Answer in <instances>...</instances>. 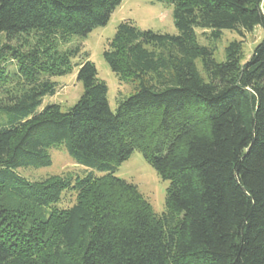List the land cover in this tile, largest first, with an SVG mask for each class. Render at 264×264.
<instances>
[{"label": "trees", "instance_id": "16d2710c", "mask_svg": "<svg viewBox=\"0 0 264 264\" xmlns=\"http://www.w3.org/2000/svg\"><path fill=\"white\" fill-rule=\"evenodd\" d=\"M122 1L0 0V264H264V37L247 61L234 41L217 62L196 35L264 30V0H152L173 6L176 35L120 23L103 58L132 93L113 112L68 43ZM73 66L77 102L43 106ZM60 148L101 175L19 173ZM134 152L168 182L160 215L114 176Z\"/></svg>", "mask_w": 264, "mask_h": 264}, {"label": "rangeland", "instance_id": "374dc122", "mask_svg": "<svg viewBox=\"0 0 264 264\" xmlns=\"http://www.w3.org/2000/svg\"><path fill=\"white\" fill-rule=\"evenodd\" d=\"M173 6L166 2L152 0H123L111 14L106 26L98 27L86 37L73 36L68 45H79L81 54L87 53L97 71V78L103 81L107 88V100L111 111H115L120 99L127 98L132 93V88L119 81L118 77L111 72L103 58V52L108 48V43L113 38L117 26L122 22H131L141 30H152L160 33L176 35L178 31L173 24ZM209 31L196 30L198 43L213 49V58L217 62L224 61L225 48L231 42H239L241 45L242 62L247 61L254 47L263 39L264 30L260 27L254 28L251 33L243 36L234 31H222L219 38L213 40L209 37ZM18 47V43H12ZM67 47V46H66ZM83 56L73 60V64L83 60ZM200 69V65L198 64ZM11 69V68H8ZM78 67L73 66L72 71L61 76H53L51 81L56 82L57 92L52 97L43 99V106L47 104H58L62 111L72 107L82 94L81 83L76 80ZM51 166L46 168H21L19 173L22 177L30 180H42L51 176L83 177L92 173L100 176L101 173L76 164L64 149L49 150ZM114 176L137 186L139 192L151 205L155 214L160 215L164 211L166 189L168 182L163 181L157 173L148 166L138 152H134L129 159L120 164ZM75 201V196L70 192L63 193L58 208L70 206ZM50 209L42 210L48 218Z\"/></svg>", "mask_w": 264, "mask_h": 264}]
</instances>
